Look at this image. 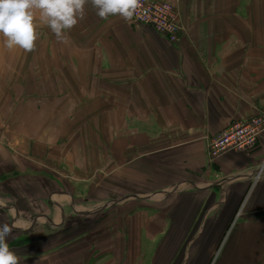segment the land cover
I'll list each match as a JSON object with an SVG mask.
<instances>
[{"label":"crops","instance_id":"crops-1","mask_svg":"<svg viewBox=\"0 0 264 264\" xmlns=\"http://www.w3.org/2000/svg\"><path fill=\"white\" fill-rule=\"evenodd\" d=\"M168 1L177 43L92 0L60 38L36 10L31 50L0 36L18 264H264V133L211 164L204 138L264 114V0Z\"/></svg>","mask_w":264,"mask_h":264},{"label":"clouds","instance_id":"clouds-1","mask_svg":"<svg viewBox=\"0 0 264 264\" xmlns=\"http://www.w3.org/2000/svg\"><path fill=\"white\" fill-rule=\"evenodd\" d=\"M84 3L85 0H0V36L4 45L8 48L18 45L25 50L34 47L36 10L60 38L63 30L70 29L82 17ZM92 3L101 18L119 14L129 19L138 6V0H92ZM262 179L264 166L255 171L253 183ZM10 231L7 223L0 225V264H18V257L10 251L5 239Z\"/></svg>","mask_w":264,"mask_h":264},{"label":"built area","instance_id":"built-area-1","mask_svg":"<svg viewBox=\"0 0 264 264\" xmlns=\"http://www.w3.org/2000/svg\"><path fill=\"white\" fill-rule=\"evenodd\" d=\"M129 19L154 28L170 43L179 42L183 35L178 12L168 0H138V6ZM263 133L264 114H259L245 120H234L218 133L205 135L208 164L230 151H251Z\"/></svg>","mask_w":264,"mask_h":264},{"label":"rangeland","instance_id":"rangeland-1","mask_svg":"<svg viewBox=\"0 0 264 264\" xmlns=\"http://www.w3.org/2000/svg\"><path fill=\"white\" fill-rule=\"evenodd\" d=\"M104 203V202H103ZM102 204V203H101ZM89 209H91V207L89 208ZM237 215H238V213H237ZM238 217H239V215H238ZM237 218V217H236Z\"/></svg>","mask_w":264,"mask_h":264}]
</instances>
